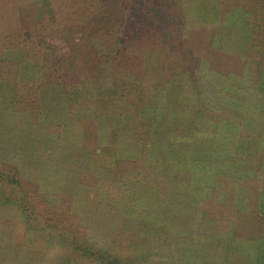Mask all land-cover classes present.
I'll return each instance as SVG.
<instances>
[{
  "label": "rangeland",
  "instance_id": "374dc122",
  "mask_svg": "<svg viewBox=\"0 0 264 264\" xmlns=\"http://www.w3.org/2000/svg\"><path fill=\"white\" fill-rule=\"evenodd\" d=\"M182 1L168 13L166 23L178 20L172 36L183 43L189 56L176 57L171 43L142 52L130 44L128 56L104 66L92 83L86 81L90 95L83 92L81 99L69 95L67 100L56 85H41L38 73L24 71L23 75V70H11L10 78L15 82L11 90L17 99L8 96L10 105L6 103L7 93L2 91L9 83H0V162L20 171L24 188L36 198L37 212L47 211L66 226V235L72 233L87 244L109 249L127 264H262L263 237L248 241L254 234L235 229L238 221L234 214L225 218L213 210L224 211L228 205L231 209L229 201L249 210L252 202L247 199L253 195L247 182H264V172L258 171H264L258 167V151L264 158L263 119L257 116L258 111H252L244 125L256 136L237 145L223 140L225 133L218 124L201 114L212 113L221 104L231 105L228 99L238 96L230 89L240 84L254 98L252 92L257 89L253 82L237 84L236 77L224 78L206 66L214 54L248 56L252 16L234 8L221 20L214 16L216 0ZM45 3L51 10L43 9ZM30 5L42 9L33 14ZM102 5L100 0H0V56H23L22 50L16 55L10 43L22 29V22L32 25L31 39H38L50 36L57 26L89 19ZM203 21L207 27H201ZM191 29H196L197 35L193 47ZM100 32L99 39L105 45V29ZM50 40L56 45L55 55L68 51L62 40ZM143 62L145 73H149L140 77L141 84L154 106L160 108L159 116L167 117L169 127H156L155 150L136 146L135 140L130 142L123 134L115 148L101 137L106 132L107 109L113 105L111 75L117 69L142 74ZM181 62L195 68L197 72L191 71L196 73L194 81L183 72ZM248 63L252 58L248 57ZM176 107L187 114H177L175 122L180 118L185 121L172 126ZM112 127L110 124L111 131ZM172 131L188 134L172 139V148L183 145L172 152L173 158L167 154L166 142L160 152L163 138L170 142ZM262 192L264 198V186ZM204 199L209 204L202 205ZM10 201L0 199V264H96L60 241L57 232L47 239L27 232V222ZM255 206L258 208L257 203ZM121 211L127 215L118 219Z\"/></svg>",
  "mask_w": 264,
  "mask_h": 264
},
{
  "label": "trees",
  "instance_id": "16d2710c",
  "mask_svg": "<svg viewBox=\"0 0 264 264\" xmlns=\"http://www.w3.org/2000/svg\"><path fill=\"white\" fill-rule=\"evenodd\" d=\"M100 1L103 2L101 9L89 19H84L71 25L57 26L49 34L50 36L31 39V29H35L32 25L28 24L29 22H22V29H20V32H17L14 38H11L10 43L13 45L12 50H14V53L17 55L22 50L23 56H0V83L2 85L7 83L6 81L9 83L8 87L4 86L5 91H2L3 94L7 93L5 97L6 103L10 105L7 100L8 96L13 100L17 99L15 93L11 90V85L15 82L10 78V72L15 68H18L20 71L23 70V75H25L24 71L27 73H38L41 78V85H56L55 88L58 91L60 90L62 92L61 94L66 96L68 100L69 95H74V97L80 99L83 92L85 93L84 96H87L86 93L90 95L86 81L88 83L91 81L92 83L94 76L104 66L111 64L114 60H121L124 56H128L130 44L132 47L135 46L137 51L142 52V50L162 48V45L168 46L171 43L175 45V49L171 51L178 54L176 57L184 58L189 56L190 53L183 48V43L181 45V42L177 41V36H172L176 33L174 28H176L175 23H179L178 20L172 18L175 22L174 24L172 22L170 24L169 22L166 23V21H169L168 13L174 12V9L183 3L182 0ZM215 4L217 6V12L214 16H220L221 20L226 19L227 13L229 15L234 8L242 9L247 13L248 17L252 16V25L250 24L251 37L249 34L252 46L249 48L248 56H242L240 55L241 53H237V56L241 58H236V56L223 57L219 56V54H214V56H211L212 59L210 61H206L208 70L212 69L224 78L234 76L237 78V84L241 81L244 82V80L248 83L253 82L254 87L257 89L255 92H252L254 94L253 98L250 97L249 93L243 91L242 84L233 86L234 89L231 88L230 90L238 97L231 96V99H228L232 102L231 105H227L226 103L224 105L221 104L219 105V109L212 113H201L209 116L218 124L221 128L220 131L225 133L223 140H226L227 143L239 145L244 138L256 136L253 132H249L244 125L245 119L251 117L252 111H258L257 116L263 119L264 124V0H216ZM42 7L43 9L51 10L47 6V3L43 4ZM42 7L39 8L36 5H30L33 14H37L36 10L42 9ZM203 24L201 27H207L204 21ZM96 26H99V28L97 29ZM104 29L106 32L104 36L107 38L105 45L99 39V33ZM169 30L172 31L169 33ZM53 37H57L65 42L68 45V51L60 55H55L54 49L56 45L50 40ZM210 42L212 45L214 40ZM196 43V29H191L190 46L193 47ZM216 45H218V42H216ZM248 57L252 58V63H248ZM142 66V74H136L129 69H117L111 75L110 88L113 92V105L107 109L106 132L103 135H105L107 141L115 143V148L121 142L120 134H123L127 140H135L136 146L138 145L147 150L150 147L155 150L157 148L154 146L156 144L154 141L157 134L156 127L158 125L161 126V124L162 126H168V122L166 121L167 117L159 116L158 111L160 108L154 106V103H152L153 99L149 97V91L144 89L143 84H141L140 77L145 74L147 76L149 73L148 70L145 73L144 62ZM182 67L183 72L187 74L188 78L194 81L196 73L191 74V71H195V68H190L186 62L182 63ZM132 82L135 85H132ZM246 85L248 86V84ZM84 98L87 97H82V99ZM0 101L2 102V99ZM183 102L181 101L180 104L182 105ZM200 103L201 101H199ZM149 108H153L151 113H149ZM176 108L174 110L176 114L173 115L170 122V124L173 122L172 126H176L185 121L180 118L182 122L181 120L175 122L177 114L180 117H186L187 114L183 113V108ZM194 113L193 115H197L196 118H198V114L196 112ZM188 114L190 115L191 113ZM189 120L193 119L190 118ZM110 124L113 126L112 131L109 129ZM195 129L194 131H196ZM174 130L175 128H173ZM173 131L169 132L170 134L168 135V138H171V140L167 138L170 142H167L163 138L160 150V152L164 151V142H166L167 154L171 157L174 150H179L183 147L180 144L172 148L170 144L172 139L188 136V134L180 135ZM111 132H113V135H111ZM227 135H229V138ZM236 140L237 142L235 143ZM130 142L132 141L130 140ZM216 146L222 147L221 145ZM193 168L196 169V167ZM258 171L260 173L264 172ZM19 172L15 167L1 164L0 162V199L2 198V201L7 202L11 200L10 202L16 204L17 210L23 217L24 222H27V227L29 228L27 232L39 234L44 239H47V237L57 232L60 236V241H66L67 246L75 251V253L96 264L128 263L127 260H123L109 249L105 250L87 244L84 240L74 236L72 233L68 234L71 236L66 235V226L64 224L61 225L62 222L60 220L56 219V217L52 218L47 211L37 212L36 204L34 203L36 198L30 195L31 190L24 188L25 182L23 181L22 174H19ZM242 179L239 183L241 187L243 184L241 182H244ZM253 179L249 180L251 181ZM261 179V177H258V182ZM262 183L260 185L255 182H247L248 190H251L250 193L253 195L252 198H249L250 200L252 199L250 202H253L248 206V211L250 212L246 211V205L238 207L237 204L229 201L230 196L227 199L231 202V209L228 207L229 205L226 208L227 210L223 207L224 211H220L219 209L213 210L214 208H212L215 215L218 214L220 217L224 216L226 218L230 214H234V217L238 221L234 225V228L239 229L240 227V229L248 231L250 236L254 234L250 238L248 237L249 239L247 238L248 241L251 238L252 240H257L261 237L264 239V198L260 196L263 194L264 182ZM110 203L114 205V203L118 202ZM256 203L258 208L255 206ZM207 204L209 202L204 199L202 205ZM258 204L262 206L261 209H259ZM232 209H234V213L231 211ZM182 210H185V207H182ZM125 215H127V212L121 211L117 214V217L121 219ZM216 222L218 221L216 220ZM222 222L221 220L220 225ZM170 226L171 224L168 225L169 228ZM262 264L264 263L262 262Z\"/></svg>",
  "mask_w": 264,
  "mask_h": 264
},
{
  "label": "crops",
  "instance_id": "0c3cea01",
  "mask_svg": "<svg viewBox=\"0 0 264 264\" xmlns=\"http://www.w3.org/2000/svg\"><path fill=\"white\" fill-rule=\"evenodd\" d=\"M102 137V139L106 142V143H108V145H111V146H115V143H110L109 141H107L106 139H105V137H103V136H101ZM100 137V138H101ZM102 140V141H103ZM103 143V142H102ZM103 150H107V151H109V148H104ZM263 152H264V150H263ZM264 157V156H263ZM263 162V163H262ZM258 167H263V168H261V170H264V158H263V160H262V157H261V153L259 154V151H258ZM260 170V169H259ZM248 200V202L250 203V201L252 200H250L249 198L247 199ZM253 203V202H252Z\"/></svg>",
  "mask_w": 264,
  "mask_h": 264
}]
</instances>
